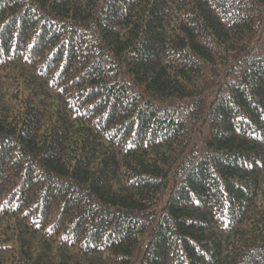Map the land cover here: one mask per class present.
Masks as SVG:
<instances>
[{"label":"trees","instance_id":"1","mask_svg":"<svg viewBox=\"0 0 264 264\" xmlns=\"http://www.w3.org/2000/svg\"><path fill=\"white\" fill-rule=\"evenodd\" d=\"M0 264H264V0H0Z\"/></svg>","mask_w":264,"mask_h":264}]
</instances>
